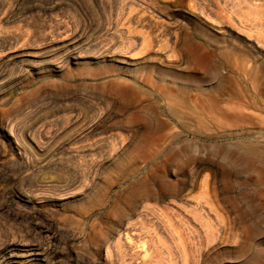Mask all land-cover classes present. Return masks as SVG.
<instances>
[{
  "label": "rangeland",
  "instance_id": "rangeland-1",
  "mask_svg": "<svg viewBox=\"0 0 264 264\" xmlns=\"http://www.w3.org/2000/svg\"><path fill=\"white\" fill-rule=\"evenodd\" d=\"M0 264H264V0H0Z\"/></svg>",
  "mask_w": 264,
  "mask_h": 264
},
{
  "label": "bare ground",
  "instance_id": "bare-ground-1",
  "mask_svg": "<svg viewBox=\"0 0 264 264\" xmlns=\"http://www.w3.org/2000/svg\"><path fill=\"white\" fill-rule=\"evenodd\" d=\"M196 99H197V98H196ZM196 99H195V100H196ZM172 103H173V102H172ZM239 104H240V103H239ZM195 107H196V106H195ZM240 107H241V106H240ZM238 108H239V106H238ZM209 114H210V113H209ZM175 116H178L177 113H175ZM35 254H36V253H35ZM30 255H31V254H30Z\"/></svg>",
  "mask_w": 264,
  "mask_h": 264
}]
</instances>
